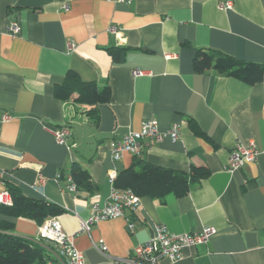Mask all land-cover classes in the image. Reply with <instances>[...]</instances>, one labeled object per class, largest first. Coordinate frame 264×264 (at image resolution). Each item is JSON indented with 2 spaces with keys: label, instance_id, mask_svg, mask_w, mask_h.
I'll use <instances>...</instances> for the list:
<instances>
[{
  "label": "crops",
  "instance_id": "1",
  "mask_svg": "<svg viewBox=\"0 0 264 264\" xmlns=\"http://www.w3.org/2000/svg\"><path fill=\"white\" fill-rule=\"evenodd\" d=\"M225 2L227 10L220 7ZM12 22L16 36L7 32ZM110 48L124 56L113 60ZM198 50L264 65V0H0V192L9 183L27 198L61 207L65 213L55 218L84 264H130L132 249L159 225L175 235L216 230L174 264H264V79L249 86L213 71L196 73ZM70 72L99 89L108 86L109 102L91 107L76 103L75 95L57 99L54 89ZM150 120L161 132L178 126L179 136L143 141L138 159L176 172L205 168L208 175L183 197L140 198L133 214L81 231L91 206L101 208L109 196L108 174L134 160L123 154L112 161L110 142ZM61 126L70 132L65 145L52 136ZM251 141L256 161L229 173L234 146ZM71 163L87 171L91 190H63L57 175ZM1 222L55 251L36 240L34 221L0 214ZM99 241L106 255L93 247Z\"/></svg>",
  "mask_w": 264,
  "mask_h": 264
},
{
  "label": "trees",
  "instance_id": "2",
  "mask_svg": "<svg viewBox=\"0 0 264 264\" xmlns=\"http://www.w3.org/2000/svg\"><path fill=\"white\" fill-rule=\"evenodd\" d=\"M107 52L113 60H119L124 56L125 50L110 48ZM192 66L196 73L213 71L219 76L232 77L249 86L260 84L264 79V65L241 62L220 52L198 50ZM54 95L62 101L75 95L76 103L95 107L109 102L110 89L106 85L99 89L94 82L83 83L70 72L66 81L55 87ZM88 115L93 119L94 110L89 111ZM189 123L192 131L199 135L192 121ZM207 175L205 168L192 166L188 173L176 172L134 158L127 169L117 173L113 186L118 190H130L139 198L161 200L168 194L180 198L188 193L194 183ZM67 176L76 188L91 190L87 171L75 163H71L67 171L59 173V183L62 186L65 185ZM5 187L10 204H0L2 215L34 221L39 227L47 218L65 213L55 204L25 197L9 183H5ZM50 258V253L40 243L15 235L13 224L0 223V264H47Z\"/></svg>",
  "mask_w": 264,
  "mask_h": 264
},
{
  "label": "built area",
  "instance_id": "3",
  "mask_svg": "<svg viewBox=\"0 0 264 264\" xmlns=\"http://www.w3.org/2000/svg\"><path fill=\"white\" fill-rule=\"evenodd\" d=\"M116 4H130L131 0H107ZM222 9H229L230 2L220 5ZM66 10L67 7H64ZM10 36H16L19 33L17 23H10L8 30ZM109 32L115 37L120 35L114 28H110ZM68 51L74 48L72 42L67 45ZM134 76L141 75L140 72L134 71ZM9 115L4 116V120L9 119ZM70 135L66 126L54 129L52 136L58 145H65ZM179 136L178 126H172L168 131L161 132L158 130L157 123L154 120L144 121L138 132H128L120 140L112 141L109 144V152L112 161L117 162L122 158L123 154H129L134 158H139L143 151V141L158 143L165 138L176 141ZM71 148V147H69ZM258 156L254 142L246 145L236 144L229 155L227 170L233 173L242 168L244 164L253 163ZM3 175V174H1ZM116 173L108 174V182L110 184V193L100 208L96 204L91 206V213L87 220L80 222V230L88 232L93 224L103 220L123 218L126 212L133 214L140 205V198L130 190H118L113 184L116 179ZM59 182V174L57 175ZM38 181L42 182L40 178ZM63 190L73 193L76 190L74 183L69 176L66 177V183L62 187ZM0 204L9 205L10 197L7 191L0 192ZM127 231L129 234L134 233V224L127 219ZM216 234L214 228H204L199 233H187L175 235L171 234L164 226L159 225L154 228L151 237L144 243L136 245L131 252L130 258L127 260L130 264H160L161 261L167 260L170 264L179 261L183 256L186 248L196 247L206 244L209 239ZM37 241L49 243L55 248L50 253V260L47 264H84L83 255L78 252L74 246L71 237L67 236L55 217L47 218L44 223L38 227L36 234ZM93 247L103 255H106V247L99 241L93 244Z\"/></svg>",
  "mask_w": 264,
  "mask_h": 264
}]
</instances>
